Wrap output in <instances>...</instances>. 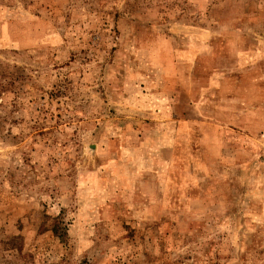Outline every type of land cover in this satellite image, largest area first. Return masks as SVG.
I'll list each match as a JSON object with an SVG mask.
<instances>
[{"label":"rangeland","instance_id":"374dc122","mask_svg":"<svg viewBox=\"0 0 264 264\" xmlns=\"http://www.w3.org/2000/svg\"><path fill=\"white\" fill-rule=\"evenodd\" d=\"M0 264H264V0H0Z\"/></svg>","mask_w":264,"mask_h":264}]
</instances>
